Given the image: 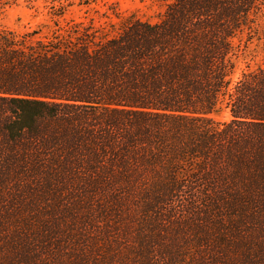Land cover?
Here are the masks:
<instances>
[{"label":"trees","instance_id":"trees-1","mask_svg":"<svg viewBox=\"0 0 264 264\" xmlns=\"http://www.w3.org/2000/svg\"><path fill=\"white\" fill-rule=\"evenodd\" d=\"M263 8L0 30V264H264Z\"/></svg>","mask_w":264,"mask_h":264},{"label":"rangeland","instance_id":"rangeland-1","mask_svg":"<svg viewBox=\"0 0 264 264\" xmlns=\"http://www.w3.org/2000/svg\"><path fill=\"white\" fill-rule=\"evenodd\" d=\"M264 7V0H261ZM172 0H1L0 30L30 33L78 23L112 32L121 19L135 17L150 23L158 22ZM264 9V8H263ZM64 13L62 18L54 15ZM264 21V16H263ZM46 31V30H43Z\"/></svg>","mask_w":264,"mask_h":264}]
</instances>
